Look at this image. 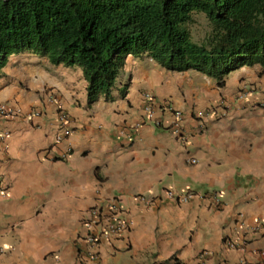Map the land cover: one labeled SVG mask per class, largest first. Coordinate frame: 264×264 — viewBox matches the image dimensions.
Listing matches in <instances>:
<instances>
[{"label":"crops","instance_id":"crops-1","mask_svg":"<svg viewBox=\"0 0 264 264\" xmlns=\"http://www.w3.org/2000/svg\"><path fill=\"white\" fill-rule=\"evenodd\" d=\"M2 72L0 104L42 115L0 123L9 134L0 142V264H264L261 65L232 72L220 87L196 71L129 56L110 97L93 104L80 67L24 52ZM243 89L248 97L239 101ZM149 93L185 113L187 145L166 112L157 114L163 126H139ZM220 102L227 115L202 127L195 112ZM61 109L72 134L57 143ZM170 190L193 197L179 203ZM114 197L130 211L131 233L91 260L82 216Z\"/></svg>","mask_w":264,"mask_h":264},{"label":"trees","instance_id":"trees-1","mask_svg":"<svg viewBox=\"0 0 264 264\" xmlns=\"http://www.w3.org/2000/svg\"><path fill=\"white\" fill-rule=\"evenodd\" d=\"M195 15L209 23L206 42L193 38ZM24 52L80 67L90 104L110 97L129 56L222 87L243 67L264 68V0H0V78Z\"/></svg>","mask_w":264,"mask_h":264},{"label":"built area","instance_id":"built-area-1","mask_svg":"<svg viewBox=\"0 0 264 264\" xmlns=\"http://www.w3.org/2000/svg\"><path fill=\"white\" fill-rule=\"evenodd\" d=\"M248 97L247 92H240L237 99L239 101H245ZM51 97V101L57 103L56 98ZM227 104L220 102L218 105L210 106L205 110H198L194 114V118L201 123L202 127H205V121L211 116L225 117L227 114ZM143 119L139 124H153L157 127L164 125L161 118L158 117L159 112H166L172 116V122L170 129L174 135H176L180 141L187 145L189 138L186 134V115L183 111L175 109L169 102L159 103L157 99L151 94L144 95V108ZM42 112L38 109L31 110L30 113L24 112V110L17 104L2 103L0 104V123L7 121H14L22 116L28 117H40ZM60 122V129L56 136L57 143L63 142L68 139L72 134L70 127L69 114L61 109L58 114ZM129 144L132 143V134L128 132ZM9 137L7 132L0 130V142ZM68 154L63 155L66 157ZM191 163L195 164L196 160H192ZM1 194V193H0ZM166 195L168 199L177 200L180 203H187L191 198V194L181 195L175 191H167ZM138 199L146 204L150 201L144 197H138ZM81 225L86 229L87 234L83 238L82 242L86 244L87 256L91 260H96L100 256V248L104 244L114 246L119 240H124L132 230V221L130 218V211L124 207L122 201L118 197L104 200L88 210L83 214L81 219ZM226 245L229 248H236L237 243L232 240H227ZM239 264H251L248 260H242Z\"/></svg>","mask_w":264,"mask_h":264},{"label":"rangeland","instance_id":"rangeland-1","mask_svg":"<svg viewBox=\"0 0 264 264\" xmlns=\"http://www.w3.org/2000/svg\"><path fill=\"white\" fill-rule=\"evenodd\" d=\"M190 29L194 40L198 43L206 42L211 34V28L204 15H195Z\"/></svg>","mask_w":264,"mask_h":264},{"label":"clouds","instance_id":"clouds-1","mask_svg":"<svg viewBox=\"0 0 264 264\" xmlns=\"http://www.w3.org/2000/svg\"><path fill=\"white\" fill-rule=\"evenodd\" d=\"M246 90V89H245ZM241 92H245L244 91V89L241 91ZM247 92V91H246ZM248 93V92H247ZM150 94V93H149ZM152 95V94H151ZM155 97V96H154ZM238 97V96H237ZM227 110V109H226ZM227 115V114H226ZM189 194H191V193H189ZM192 195V194H191ZM145 197V196H144ZM192 197H193V195H192ZM148 199V198H147ZM215 199H216V197H215ZM175 201H177V200H175ZM178 202V201H177ZM189 202V201H188ZM180 203V202H179ZM219 205H220V202L219 201H217V208L219 207Z\"/></svg>","mask_w":264,"mask_h":264}]
</instances>
